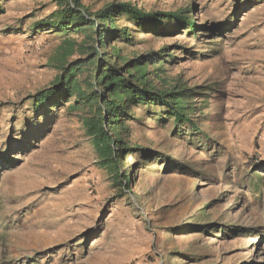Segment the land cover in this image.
Returning <instances> with one entry per match:
<instances>
[{"label": "rangeland", "instance_id": "1", "mask_svg": "<svg viewBox=\"0 0 264 264\" xmlns=\"http://www.w3.org/2000/svg\"><path fill=\"white\" fill-rule=\"evenodd\" d=\"M115 1L192 11L196 35L122 17L131 40L112 46L189 90V122L133 107L122 138L139 150L117 173L101 167L87 113L29 101L60 75V48L84 37L38 26L58 0H0V264H264V0L81 3Z\"/></svg>", "mask_w": 264, "mask_h": 264}, {"label": "trees", "instance_id": "2", "mask_svg": "<svg viewBox=\"0 0 264 264\" xmlns=\"http://www.w3.org/2000/svg\"><path fill=\"white\" fill-rule=\"evenodd\" d=\"M60 10L48 22L38 25L59 29L68 35L84 37L81 44L68 41L57 59L60 75L55 83L30 96L34 112L48 107L59 108L73 103V109L87 113L81 120L100 166L118 172L119 163L134 153L122 138L125 124L132 119L130 110L139 104L166 109L178 122H189V90L179 83H168L160 75L150 73L153 61L124 59L112 49L120 39L130 41L128 29H120L118 21L126 17L144 33L162 35L179 27L197 33L192 11L146 12L130 2L115 1L102 10L91 12L81 0H58ZM3 12L0 3V13ZM111 49V54L104 52ZM79 58L66 64L69 57ZM162 58V56H159ZM144 59V58H142ZM115 61V62H114ZM155 82H159L158 86ZM120 187L130 191L132 176H119Z\"/></svg>", "mask_w": 264, "mask_h": 264}]
</instances>
